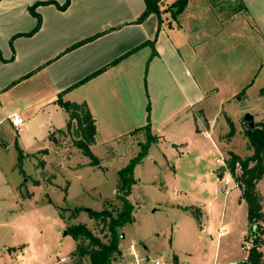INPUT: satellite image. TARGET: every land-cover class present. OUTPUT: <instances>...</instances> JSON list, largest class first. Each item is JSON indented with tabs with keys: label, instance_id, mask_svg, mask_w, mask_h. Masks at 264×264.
I'll list each match as a JSON object with an SVG mask.
<instances>
[{
	"label": "crops",
	"instance_id": "obj_1",
	"mask_svg": "<svg viewBox=\"0 0 264 264\" xmlns=\"http://www.w3.org/2000/svg\"><path fill=\"white\" fill-rule=\"evenodd\" d=\"M65 2L0 0V140L5 146L33 155L42 150L40 144L50 143L51 133L64 131L68 115L57 104L59 98L86 104L96 126L91 146L99 143V137L106 143L147 124L157 141L176 144L179 157L203 143L204 136L215 144L207 130L225 104L238 101L240 87L229 77L241 73L231 67L241 66L242 54L224 61L223 67L229 69L221 76L211 70L212 60L217 59L219 47L223 46V54L240 49L245 34L256 35L255 50H264V0H188L171 22L162 12L141 23L136 22L145 11L144 0H69L68 7L60 9ZM35 4H39L34 11L40 27L25 36L37 24L30 12ZM146 42L153 45L126 56ZM252 63L245 74L257 78L264 59ZM243 96L245 100V91ZM214 104L218 107L211 110ZM14 118L22 120L20 126H13ZM232 186L227 195L221 192L222 182L217 190L220 222L230 220L236 200L244 201L234 181ZM187 209L200 212L202 230L212 222L210 207ZM224 226L220 223L207 234L221 238ZM221 230L224 234L218 236ZM260 251L264 264V245Z\"/></svg>",
	"mask_w": 264,
	"mask_h": 264
},
{
	"label": "rangeland",
	"instance_id": "obj_2",
	"mask_svg": "<svg viewBox=\"0 0 264 264\" xmlns=\"http://www.w3.org/2000/svg\"><path fill=\"white\" fill-rule=\"evenodd\" d=\"M160 4V11L169 22L174 20L170 17L174 9L168 11L173 3L161 0ZM247 35L236 52L227 49L229 53L223 54L220 51L223 46L219 47L217 59L210 66L221 76L224 69H229L226 64L223 67L224 61L241 53V66L231 67L241 73L233 74L229 80L240 87L237 93L246 88L247 95L245 100L243 96L225 104V112L221 111L212 121L216 125L212 122L209 125L207 131L214 145L204 136L203 143L179 157L180 149L171 147L176 145L174 142L154 139L145 150L148 138L144 130L106 143L99 137V143L90 147L99 165L91 166L89 159L74 146L79 139L75 122L62 134L54 133V141L49 140L48 145L40 144L43 146L38 153L22 154L21 160L12 145L5 146L0 140V264H59L62 259L64 264H90L88 257H80L77 251V246L84 248L88 241H82L81 236L74 240L70 229L83 225L101 242H107L106 229L90 213L108 210L116 216L121 211L117 172L145 151L147 156L134 168L135 183L128 196L133 222L121 232L124 235L123 240L119 239L121 252L113 264H132L127 254L132 241L148 259L163 256L173 264H242L251 247L249 240L244 239L249 238L246 205L236 200L237 207L230 220L220 222L222 208L216 197L223 177L212 171H219L217 158L230 160L229 153L242 161L252 155L245 137V113L254 117L255 125L264 122V66L260 72L255 70L259 72L257 78L245 74L252 60L264 59V50H255L256 35ZM213 45L212 56L216 50ZM211 78L224 86L214 75ZM216 107L217 104L212 105L211 110ZM240 174L237 163L230 188ZM257 187L264 205V178ZM189 205L211 208L212 222L204 230L200 212L191 209L192 214L187 209ZM220 223L225 225V235L210 237L207 230Z\"/></svg>",
	"mask_w": 264,
	"mask_h": 264
},
{
	"label": "trees",
	"instance_id": "obj_3",
	"mask_svg": "<svg viewBox=\"0 0 264 264\" xmlns=\"http://www.w3.org/2000/svg\"><path fill=\"white\" fill-rule=\"evenodd\" d=\"M187 1L188 0H176L173 4H171V6L168 8V11L171 13V10L174 9V11L170 14L172 19L176 18V16L182 12L187 4ZM160 2L161 0H144L145 11L136 23L143 22L151 14L159 17L162 13L160 11ZM42 4H48V2ZM68 5L69 0H66L60 9H66ZM37 6H39V4H35L30 8L32 15L37 18V24L35 28L30 33L25 34V36L33 35L40 27V17L34 11ZM91 40L92 39L82 41L73 48L83 45ZM148 45H153V42H146L142 44L141 46L130 51L128 54H126V56L137 51L139 48ZM114 63H116V61ZM100 72L101 70L96 72V74ZM243 95L244 90L236 96V99L241 100ZM57 104L68 115L66 129H70L72 122L76 123L75 133L79 135V139L74 142V146L80 150L83 156L89 159L91 166H98L99 160L90 150L91 145L95 141L96 126L86 104L63 102L60 98L57 100ZM141 130L145 131L148 138V144H146V147L144 148L147 150L148 145H150L149 142H153L156 138L152 136L149 124L143 128H140V130H135L134 132H140ZM54 133L62 134L63 131L58 130L51 133L48 136V140L54 141L52 138ZM245 137L248 140V148L253 152L252 155L242 161L238 156L229 153L231 158L226 162V164L232 176L237 163L240 164L241 169V174L239 176H235L234 181L241 192V199L244 200L247 207V225L250 239L246 238V241L249 240L251 246L247 250L248 256L243 264H263V256L260 251L264 245L263 199L256 185L261 179L264 178V122L261 124H256L254 130H249L247 128ZM18 155V158L21 160L22 153L19 149ZM146 156V151L139 153L124 168L117 172L120 182L119 191L122 194L119 197L122 201L121 211L117 213L116 216H113L108 210L90 213L91 218L102 223L103 228L106 229V236L108 239L106 243L101 242L99 238L95 237L83 225H78L70 229L69 234L74 240H77L81 236L83 239L82 241H88V245L84 248L77 246V251L79 252L80 257L87 256L90 264H113V262L117 259V256L120 255L121 251L119 250V236L123 235V228L133 222V207L128 201V196L131 192V186L135 183L133 176L134 168Z\"/></svg>",
	"mask_w": 264,
	"mask_h": 264
},
{
	"label": "built area",
	"instance_id": "obj_4",
	"mask_svg": "<svg viewBox=\"0 0 264 264\" xmlns=\"http://www.w3.org/2000/svg\"><path fill=\"white\" fill-rule=\"evenodd\" d=\"M22 123L21 119H17L14 118L12 120V124L14 127L20 126ZM216 163L218 165V169H220L221 167H225L226 168V173L222 176V189L221 192L224 195H227L228 193V186L231 184L232 180H233V176L231 175V173L229 172L228 168H227V164L224 161V159L222 158H218L216 160ZM241 170V169H240ZM224 234V231L221 230L218 233V236H222ZM120 240L124 239V235H120L119 236ZM128 256L131 258L132 260V264H173L169 259H166L165 257H159L158 259H148L145 256H142L141 253L139 252L137 246H135V244L130 243V245L128 246V252H127ZM65 263V259H62L61 262H59V264H64Z\"/></svg>",
	"mask_w": 264,
	"mask_h": 264
},
{
	"label": "water",
	"instance_id": "obj_5",
	"mask_svg": "<svg viewBox=\"0 0 264 264\" xmlns=\"http://www.w3.org/2000/svg\"><path fill=\"white\" fill-rule=\"evenodd\" d=\"M243 121L246 123V126L249 130L255 129V122L254 117L250 113H245L243 115ZM172 148H176V145H171ZM226 173V168L221 167L219 171H214V175L216 176H223ZM63 236H66V232H63Z\"/></svg>",
	"mask_w": 264,
	"mask_h": 264
}]
</instances>
